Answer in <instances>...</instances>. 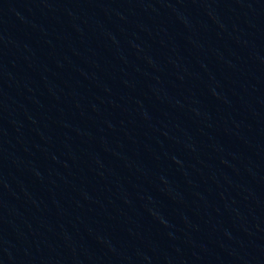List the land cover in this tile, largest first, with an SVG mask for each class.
I'll list each match as a JSON object with an SVG mask.
<instances>
[{
  "label": "water",
  "instance_id": "1",
  "mask_svg": "<svg viewBox=\"0 0 264 264\" xmlns=\"http://www.w3.org/2000/svg\"><path fill=\"white\" fill-rule=\"evenodd\" d=\"M178 264H264V0H92Z\"/></svg>",
  "mask_w": 264,
  "mask_h": 264
}]
</instances>
